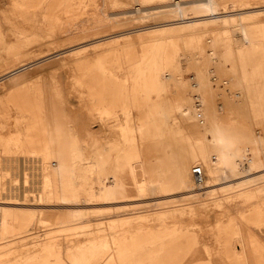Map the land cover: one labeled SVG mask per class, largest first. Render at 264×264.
Masks as SVG:
<instances>
[{"label": "rangeland", "instance_id": "374dc122", "mask_svg": "<svg viewBox=\"0 0 264 264\" xmlns=\"http://www.w3.org/2000/svg\"><path fill=\"white\" fill-rule=\"evenodd\" d=\"M8 1L0 0V114L9 112L8 118H0L5 137L0 141V264H264V169L256 165L264 157V106L232 81L234 69H247L241 60L239 68L234 60L224 63L228 69L219 63L220 52L214 61L207 59L232 37L235 50L245 39L256 45V59L264 65V0H181L182 6L172 0H20V26L2 11ZM60 9L72 31L53 21ZM229 14L242 22L241 33L223 27ZM9 30L16 35L9 36ZM219 33L225 39L218 44L214 39ZM153 47L173 58L161 72L166 84L175 79L189 86L195 82L192 76L205 69L200 81L209 83V110L242 130L237 148L244 149L243 168H258L236 175L227 170L220 195L198 197V187L194 197L188 194L186 184H197L190 178L194 164L201 163L210 175L193 146L194 135L203 130L195 115L176 113L161 127L154 112L157 96L170 103L181 97L172 85L169 91L157 87L160 65ZM198 49L201 63L192 68L188 64ZM47 73L65 89L66 114L54 101ZM72 73L82 81L74 89L68 83ZM190 89L196 92V87ZM81 97L93 105L97 121L91 122L80 106ZM152 120L160 124L157 133L145 128ZM87 124L97 132L84 137L79 129ZM63 125L71 132H64ZM253 134L262 136L261 155L252 150ZM61 143L65 147L58 150ZM69 149L81 166L98 159L96 175L133 153L145 167L143 198L35 203L38 178ZM15 176L17 188L11 182ZM158 182L162 191L154 194L149 185ZM240 236L248 240L245 251Z\"/></svg>", "mask_w": 264, "mask_h": 264}, {"label": "bare ground", "instance_id": "6f19581e", "mask_svg": "<svg viewBox=\"0 0 264 264\" xmlns=\"http://www.w3.org/2000/svg\"><path fill=\"white\" fill-rule=\"evenodd\" d=\"M144 1L146 2L147 0H144ZM172 1H176L178 5L182 6L183 2H181V0H172ZM207 1L210 2L211 0H202V3L207 2ZM27 2H29V1H27ZM37 2H39V1L36 0V3ZM36 3H33V4H36ZM8 4L9 5L5 8H3V10H2L3 13L6 15L5 17L7 19L13 21V25H15V26L23 25L22 24L23 21L21 19L17 18V16L19 17V15L24 12V10H23L24 8L22 7L20 0H9ZM170 4H171V2H170ZM243 5H245V4H243ZM171 7H172V5H171ZM206 8H208V7H206ZM179 10H181V9H179ZM214 11H216V10H214ZM167 12H169V11H167ZM53 14H54L53 21L56 23L57 26H59L60 28H64L63 30H65V31H72L73 25L68 19L64 18L65 12L63 10H61L59 12H54ZM203 14H204V12H203ZM48 15H49V13H48ZM74 15H75V13H74ZM81 19H82V17H81ZM104 20H106V19H104ZM223 23H224L223 27H225V29H227L229 31L231 30L233 34L241 33L244 29L242 22L240 20H238L237 18L232 17V15H230V14L226 15V17L223 20ZM78 24H80V23H78ZM182 27H184V24ZM15 35H16L15 32L9 30V36H15ZM79 35H81V34H79ZM88 36H89V34H88ZM222 39H225V37L222 38L220 33H219L216 35V38L214 39V41H216V42L218 41L217 43L219 44L220 41H222ZM231 39L232 40H230V39L223 40V41L227 42L226 43L227 46H224L223 48H221V51H218L219 49L214 48L213 53L208 54L207 59L209 58L210 61L211 60L214 61L213 57L216 56L217 54H219V52H220L221 55L219 58L220 59L219 63L222 64L223 67H226L228 69H230L229 65L224 64V63L231 61V60H234V63L236 65L235 67L239 68L238 62L241 60L242 63L244 65H246L247 69L245 71H243V70L238 71V70L234 69L233 70L234 71V77H233L232 81L237 83L241 87L240 89L242 91L248 92V94L252 93V97L254 96L259 101H262V104L264 106V67H263L264 65L262 66L259 63V61L256 59L257 53H258V50L256 49V45L255 46L251 45L249 43V41L247 39H245L241 43V46L238 45L239 47L237 48V50H235L231 46V41H234V39L232 37H231ZM166 40H167V38H166ZM213 45H214V43L212 44V46ZM153 50H155V52H157V57L159 60V65H160L159 69L157 70L158 77L155 79V82L159 84L157 87L158 88L160 87V89H163L165 91H169V89L171 88V85H172L173 90L175 92H178L180 97H181V99L179 101L170 103L168 100L160 99L159 96H157L154 112H155V114L158 115L157 117L161 123V127L164 126V129H165V125H166L167 121L169 120V118H171L174 115V113H176L183 118H190V117H192V115H195L197 120L200 123L199 126L203 130V135L202 134L197 135L198 132H196V134L194 135L193 146L196 148V151L199 152L200 155L203 156L204 159L206 160V162L209 166L210 175H209V177H207L205 175V170H204V167L201 163L194 164L193 166L200 165L202 167V173H203V177H202L201 181L196 182V181H194L193 175H192V167L193 166L191 167V169H190V178H192L191 181L193 180L197 184H195L196 186H194L191 183L190 184L191 188H190V185L186 184L187 189L188 188L191 189V190L188 189L189 190L188 194L190 195V197H194L193 193H196V191H195L196 187L202 189V190L200 189V191L197 192L198 197L200 196V194L201 195L202 194H205V195H207V194L208 195H215V194L217 195L218 194V195H220V192L222 193L223 192L222 190L225 188L224 186H222L221 181L228 176L227 170H229L232 173V175H236V174H239L243 171H249L250 172L251 170L256 168L255 167L256 165H258L259 167L264 169V157H261V156H260L261 157L260 160L258 161V163H256V165L249 164L248 169L243 168V164L245 162H243L244 158H243L242 152L244 149H242V152H241L240 149L237 148L238 142L240 140L243 141V139H241V138H243V135H242L243 133H241L242 130L239 127L230 125L224 119L219 121L217 116H215L209 110L207 103H206V101H207L206 97H207V95H210L209 94V88H208L209 83L207 81H205V82L200 81L201 74H204L205 69L201 68L200 70H198V72L194 76H192L191 79L195 80V82H193L192 84H189V86L182 83L181 81H177L175 79L174 80L171 79L172 83L168 82L166 84L165 80L161 76V72L163 70L164 64H166V63L170 64L173 61V58L171 59V57L169 55L163 57V55L161 53V49L159 47H153L152 51ZM35 55H36V53H35ZM160 55L162 57V60L160 59ZM202 56H203L202 51L200 49H198L197 53H195L194 56L192 57V59L189 61L188 65L192 68L193 67H199V65L201 63ZM14 59H16V62L18 63L19 58L15 57ZM18 65H19V63H18ZM27 67H28V65H27ZM206 67L207 66H205V68ZM26 76H28V75H26ZM26 76H22V79H25ZM46 77L51 82V85L53 87L54 101L56 102L57 105H59L61 112L66 114L67 111L62 105V101L64 99L63 91L65 89L62 87L61 82L59 80H56L55 77L51 73L50 74L47 73ZM223 82H224V84H226L227 80H223ZM68 83L70 84L71 89H74V88H76V86H78L80 83H82V81H81V78L74 76V73H72L71 76H69ZM144 85H145V82H144ZM145 87H146V85H145ZM193 87H196V92H193V90L190 89ZM163 90H161V91L163 92ZM195 94H197L196 97H195ZM193 99H194V102H193ZM85 101H86V98L81 97L80 106H82L83 108L86 109V112L88 113L89 119L92 120L91 122L97 121L98 117H95L93 105L92 104L86 105ZM8 113H9L8 110H5L2 114H0V118H3V119L8 118V116H9ZM262 120L264 121V109H263ZM72 128L74 129V127H72ZM145 128L146 129L148 128L151 133H157V132H159L160 124H158L154 120H152L148 125H146ZM93 129L94 128H93V126H91V124H87V125H84V127L83 126L80 127L79 132L81 134H83L84 137H86L90 134H94L97 132V130H93ZM63 131L66 133L71 132L70 128L67 127V125H63ZM184 133H185L186 137H188V138L190 137L187 132H184ZM260 135L259 134H253L251 136V141H252V144L254 146V148L253 149L251 148V149L258 155H261L262 151H263L262 144H261L262 143V136H260ZM246 138H248V137H246ZM4 139H5L4 135L3 136L0 135V141H2ZM202 141L204 142L205 148L202 145ZM158 145H159V148L163 147L162 140H160V139L158 140ZM248 146H250V145H247V147ZM6 147H7V145H6ZM63 147H65V145H63V143H61V144H58L57 149L61 150ZM247 151H248V149H247ZM32 155H33V151H32ZM59 155H60V153H59ZM138 156H139V154H138ZM55 159H56V161L53 163L50 170L47 173H43L40 176V179L38 178L39 185L36 188L37 191L34 190L36 192V193H34V202L35 203H51L52 201H60V202H71L70 204H72V202L76 203V202H82V201H84V202H96L99 199L100 200H107V199H110L111 197H113L114 199H116V198L128 199L130 196L138 199L141 197L143 198L144 193H145V190L143 189V187L144 186L146 187L148 185V182H146V180H144V178H145V167L143 166L142 161L139 158L134 157L133 153L128 154L123 163H118L117 167L110 166L108 168V170L104 169L100 175L95 174L96 171L101 166L98 159L93 164H91L89 166H86V167L81 166L78 163L77 154L74 150L69 149V151L67 152L65 157H58L57 156V158H55ZM100 160H101V158H100ZM244 160H246V159H244ZM160 163H162V162H160ZM160 163H158V164H160ZM7 169L8 168L2 167L1 172L4 171V173L7 174L8 173ZM230 177H232V176H230ZM25 179H27V178H25ZM12 181L14 182L13 186L15 188H17L16 187L17 184L15 182H18V180H17L16 176L11 179V182ZM149 188L148 189L151 190L154 194H160L162 191V187L159 184V182L157 185H149ZM226 189H228V188H226ZM97 190H98V192H97ZM146 192H147V190H146ZM201 192H203V193H201ZM16 196H17V194H16ZM8 197H13V196L8 195ZM188 197L189 196L187 195V198ZM70 208H71V206H70ZM74 208L77 211L79 210V207H77V206H75ZM191 208H192V206H191ZM55 213H56V211H55ZM72 213H73V211H72ZM77 213H79V212H77ZM32 214H34V213H32ZM15 218H16V216H15ZM5 224H8V223H5ZM2 225H4V224H2ZM16 227H17V225H16ZM3 230H4V228H3ZM22 232H23V230H22ZM2 238H4V237H2ZM240 241H241V245L243 246L241 248L244 249L245 245L248 244V240L246 239V237L240 236ZM8 242H9V239H8ZM50 245H51V243H50ZM41 250H43V249H41ZM245 250L246 249H244V251ZM7 252H8V250H7ZM244 253L246 254V252H244ZM29 254L30 253H28V255ZM30 257H31V255H30ZM28 259H30V258L28 257ZM113 259H115V258H113ZM1 264H2V262H1Z\"/></svg>", "mask_w": 264, "mask_h": 264}, {"label": "built area", "instance_id": "2783aa9c", "mask_svg": "<svg viewBox=\"0 0 264 264\" xmlns=\"http://www.w3.org/2000/svg\"><path fill=\"white\" fill-rule=\"evenodd\" d=\"M212 80L215 81V77L212 78ZM197 94H195L196 97ZM192 175H193V179L196 182L201 181L202 177H203V173H202V167L200 165H195L192 167Z\"/></svg>", "mask_w": 264, "mask_h": 264}]
</instances>
